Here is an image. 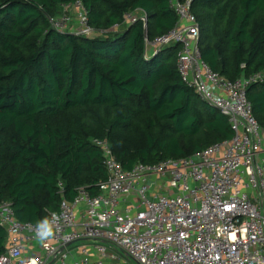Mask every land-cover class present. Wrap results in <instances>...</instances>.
Wrapping results in <instances>:
<instances>
[{"label": "trees", "instance_id": "1", "mask_svg": "<svg viewBox=\"0 0 264 264\" xmlns=\"http://www.w3.org/2000/svg\"><path fill=\"white\" fill-rule=\"evenodd\" d=\"M81 1L95 35L57 30L61 4ZM203 58L247 87L264 127V0H192ZM147 21L125 22L126 13ZM178 16L168 0H0V200L22 222L59 213L82 187L99 193L108 141L125 169L200 151L233 135L228 117L178 70L180 43L147 40ZM8 231L0 225V256Z\"/></svg>", "mask_w": 264, "mask_h": 264}, {"label": "built area", "instance_id": "2", "mask_svg": "<svg viewBox=\"0 0 264 264\" xmlns=\"http://www.w3.org/2000/svg\"><path fill=\"white\" fill-rule=\"evenodd\" d=\"M178 21L147 40L158 51L180 43L177 66L183 81L220 109L231 138L180 158L125 169L108 141L103 150L108 177L93 195L80 188L48 220L52 235L37 236L40 223L22 222L0 200V225L8 231L0 264H264V127L253 113L247 87L262 73L226 78L203 58L200 24L192 0H168ZM51 18L57 30L93 36L81 1L63 3ZM147 21L126 13L125 22Z\"/></svg>", "mask_w": 264, "mask_h": 264}, {"label": "clouds", "instance_id": "3", "mask_svg": "<svg viewBox=\"0 0 264 264\" xmlns=\"http://www.w3.org/2000/svg\"><path fill=\"white\" fill-rule=\"evenodd\" d=\"M52 235V227L47 219L40 222L37 228V236L40 239H46Z\"/></svg>", "mask_w": 264, "mask_h": 264}, {"label": "rangeland", "instance_id": "4", "mask_svg": "<svg viewBox=\"0 0 264 264\" xmlns=\"http://www.w3.org/2000/svg\"><path fill=\"white\" fill-rule=\"evenodd\" d=\"M62 7H63V5L61 4V12H62V10H63ZM127 263H128V264H135L133 261H127Z\"/></svg>", "mask_w": 264, "mask_h": 264}, {"label": "water", "instance_id": "5", "mask_svg": "<svg viewBox=\"0 0 264 264\" xmlns=\"http://www.w3.org/2000/svg\"><path fill=\"white\" fill-rule=\"evenodd\" d=\"M218 109V108H217ZM220 110V109H219ZM221 111V110H220Z\"/></svg>", "mask_w": 264, "mask_h": 264}, {"label": "crops", "instance_id": "6", "mask_svg": "<svg viewBox=\"0 0 264 264\" xmlns=\"http://www.w3.org/2000/svg\"><path fill=\"white\" fill-rule=\"evenodd\" d=\"M148 49H150V48H148Z\"/></svg>", "mask_w": 264, "mask_h": 264}]
</instances>
